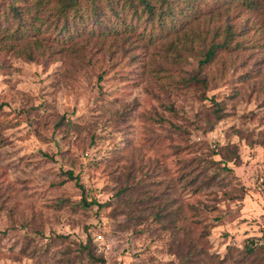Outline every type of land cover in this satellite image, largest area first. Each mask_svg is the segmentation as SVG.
I'll list each match as a JSON object with an SVG mask.
<instances>
[{"label": "rangeland", "instance_id": "rangeland-1", "mask_svg": "<svg viewBox=\"0 0 264 264\" xmlns=\"http://www.w3.org/2000/svg\"><path fill=\"white\" fill-rule=\"evenodd\" d=\"M9 4L0 264H264V0H197L168 31L112 30L103 2L70 42L13 39Z\"/></svg>", "mask_w": 264, "mask_h": 264}, {"label": "trees", "instance_id": "trees-1", "mask_svg": "<svg viewBox=\"0 0 264 264\" xmlns=\"http://www.w3.org/2000/svg\"><path fill=\"white\" fill-rule=\"evenodd\" d=\"M103 2H106V8L111 10V15L108 14L107 18L112 16L114 20H118L112 30H117L118 28L123 30L124 27L122 26H124L126 16H128L134 20L136 27L139 26L137 22L145 18L148 25H152L154 21H157L162 31H168L177 21L178 12L185 15L186 18L193 17L195 15L194 7L197 4V0H124L123 7L119 10L120 6H116L112 0H11L9 7L11 6L10 13L15 29L11 32L10 37L15 40H23L30 37L31 34L33 36L39 33L41 26L46 24L49 25L46 29L54 28L56 40L70 42L75 36L73 30H79L86 24L83 10L89 7L95 9L97 8L96 6L99 9ZM47 7H49V10L46 9ZM131 11H134V13ZM40 13L45 16H39ZM102 14V12L96 13L95 22L99 21ZM2 25L6 27L5 22L3 24L0 23V27ZM35 27L36 29L31 33L30 28ZM233 37V33H226L224 40L221 41L213 36L212 41L206 46L203 59L199 63L202 65L211 62L217 51L229 48L230 39ZM218 112H220L218 108L213 111L217 118H219ZM226 170L230 171L229 169ZM66 175L69 180H74L79 189L83 191V186L77 176L74 177L71 171H68ZM82 205L88 208L91 203H88L83 198ZM261 246L264 249V246ZM256 250L257 245L255 244L244 247V252L248 256L254 254Z\"/></svg>", "mask_w": 264, "mask_h": 264}]
</instances>
